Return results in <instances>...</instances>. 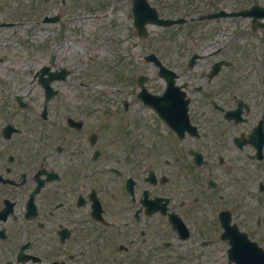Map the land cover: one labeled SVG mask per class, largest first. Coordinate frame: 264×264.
<instances>
[{
	"label": "flooded vegetation",
	"instance_id": "1",
	"mask_svg": "<svg viewBox=\"0 0 264 264\" xmlns=\"http://www.w3.org/2000/svg\"><path fill=\"white\" fill-rule=\"evenodd\" d=\"M242 1L231 7L257 3ZM45 3L42 21L55 17L59 31L41 60L10 47L23 44L17 33L0 37V264H264L242 239L230 259L221 214L264 246L254 207L264 197V54L249 41L257 16L177 25L167 92L155 64L142 94L72 102L61 94L81 92V58L64 53L61 29L82 16L76 0ZM148 92L171 96L153 105Z\"/></svg>",
	"mask_w": 264,
	"mask_h": 264
},
{
	"label": "rangeland",
	"instance_id": "2",
	"mask_svg": "<svg viewBox=\"0 0 264 264\" xmlns=\"http://www.w3.org/2000/svg\"><path fill=\"white\" fill-rule=\"evenodd\" d=\"M190 1L193 0H151L154 5L162 7V12H168L171 16L177 13L184 14L187 12V6ZM91 4L92 6L100 5L97 0H76V9L74 12L91 13ZM110 4L113 7V9H110V15L118 13L121 6L124 10V16L121 18V22H123L122 31L117 30L119 24L118 19L110 16L97 19L95 27H93V23L89 20L68 23L67 26L70 27L68 30H62L58 27L66 37H62V42L66 40L64 48L68 49L64 53L71 55L70 57H81L80 62L74 67L75 70L81 73L83 79H93L91 80L92 84L96 83L98 87L96 92L85 87L81 88V92H79L78 89L64 87L61 94L62 98L67 96L70 101L74 102V100L80 98L79 95H81L82 102L90 101V95H96L98 91L105 88L104 85L106 83L110 84L115 81L120 83L122 82L121 80H128L129 78H132V88L135 87L137 85V75L140 72H147L148 66L150 65L145 63L146 61L143 59L142 52L146 49L158 48L164 52L168 60L172 59L174 41L172 40L173 35L171 29L152 25L149 28V35L146 38H141L135 32L132 20L130 21V16H128L130 6L127 4L126 0H110ZM38 5L39 0H0V6L3 8V12L8 15L13 14L14 16L34 15L32 13L38 9ZM95 8H101V6ZM24 21L27 22V24L0 25V37L7 36V33L12 32L23 33V44H14L12 42L10 47L14 48L17 53H32V58L38 62L43 57L42 49L46 47L45 43H50V46H53L55 41L53 32L56 27L53 29V26L36 23L30 18ZM30 23L32 24L29 25ZM103 33L106 34L103 35ZM115 33H120L121 35H116L115 37ZM105 37L114 38L115 44L121 46L116 55H112L111 51L107 52L106 56L104 55L103 51L105 50L99 46V42L103 41ZM119 37L122 39V43L116 41V38ZM179 39H181V37H179ZM182 39H184V37H182ZM25 47H32L33 50L24 51ZM109 47L110 44L108 48ZM184 54H186V51H184ZM124 55L125 59H122ZM88 57L91 61H88ZM18 63L23 64L24 62L19 60ZM104 63L108 65V68L103 67L105 65ZM144 64L146 65L144 66Z\"/></svg>",
	"mask_w": 264,
	"mask_h": 264
},
{
	"label": "water",
	"instance_id": "3",
	"mask_svg": "<svg viewBox=\"0 0 264 264\" xmlns=\"http://www.w3.org/2000/svg\"><path fill=\"white\" fill-rule=\"evenodd\" d=\"M149 6H147V10L146 9H144L141 5H136V12H137V19H139V18H142L143 17V9L145 10V12H150V10H149V8H148ZM152 9V8H151ZM151 13V12H150ZM154 13V12H153ZM147 20H151V21H153V22H155V21H157V19H155V18H153V17H151V18H148ZM137 21V20H136ZM137 25L139 26V27H143V25L141 24V23H139L138 21H137Z\"/></svg>",
	"mask_w": 264,
	"mask_h": 264
}]
</instances>
